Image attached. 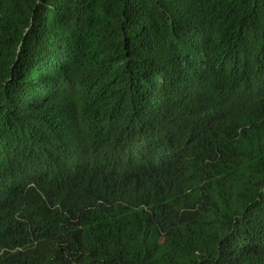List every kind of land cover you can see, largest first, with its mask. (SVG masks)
Instances as JSON below:
<instances>
[{
	"label": "trees",
	"instance_id": "1",
	"mask_svg": "<svg viewBox=\"0 0 264 264\" xmlns=\"http://www.w3.org/2000/svg\"><path fill=\"white\" fill-rule=\"evenodd\" d=\"M0 264H264V0H0Z\"/></svg>",
	"mask_w": 264,
	"mask_h": 264
}]
</instances>
